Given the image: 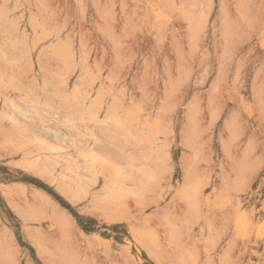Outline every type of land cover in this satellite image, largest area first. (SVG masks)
<instances>
[{
  "label": "rangeland",
  "instance_id": "1",
  "mask_svg": "<svg viewBox=\"0 0 264 264\" xmlns=\"http://www.w3.org/2000/svg\"><path fill=\"white\" fill-rule=\"evenodd\" d=\"M0 264H264V0H0Z\"/></svg>",
  "mask_w": 264,
  "mask_h": 264
},
{
  "label": "crops",
  "instance_id": "2",
  "mask_svg": "<svg viewBox=\"0 0 264 264\" xmlns=\"http://www.w3.org/2000/svg\"><path fill=\"white\" fill-rule=\"evenodd\" d=\"M12 187V185H8V186H6V191L8 192V191H10L9 189ZM62 188H64L63 186L62 187H60L59 189V191H60V193L62 194V195H64L66 198H68V200L71 202V201H74V202H76L77 200H78V196H77V193L75 192V193H73V191L72 190H70L69 188L67 189V188H64V189H62ZM7 196H6V201H7V203H8V205L11 207V209H13L14 211H16L17 212V209H19L21 206L20 205H18V202H17V200H16V198H14V197H11L10 196V194H9V192L6 194ZM72 196V197H71ZM82 213H84V214H89V215H93V212H91V210H90V212H86V211H84V210H82ZM26 216L27 217H30V212H28L27 214H26Z\"/></svg>",
  "mask_w": 264,
  "mask_h": 264
},
{
  "label": "trees",
  "instance_id": "3",
  "mask_svg": "<svg viewBox=\"0 0 264 264\" xmlns=\"http://www.w3.org/2000/svg\"><path fill=\"white\" fill-rule=\"evenodd\" d=\"M75 216H76L78 224L82 227V229H84L85 231H90V229H88L86 226L83 225L82 218L79 217L78 215H75Z\"/></svg>",
  "mask_w": 264,
  "mask_h": 264
},
{
  "label": "bare ground",
  "instance_id": "4",
  "mask_svg": "<svg viewBox=\"0 0 264 264\" xmlns=\"http://www.w3.org/2000/svg\"><path fill=\"white\" fill-rule=\"evenodd\" d=\"M245 165V164H244ZM241 175H243V174H241ZM244 222V221H243ZM245 233V232H244Z\"/></svg>",
  "mask_w": 264,
  "mask_h": 264
}]
</instances>
